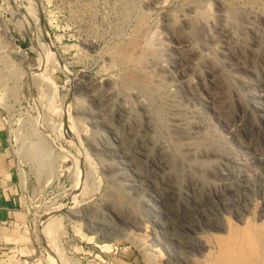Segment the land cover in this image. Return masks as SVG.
Listing matches in <instances>:
<instances>
[{"label":"rangeland","instance_id":"374dc122","mask_svg":"<svg viewBox=\"0 0 264 264\" xmlns=\"http://www.w3.org/2000/svg\"><path fill=\"white\" fill-rule=\"evenodd\" d=\"M153 1L0 0V119L7 124L8 148L13 159V171L17 178V189L22 197L24 210L28 212L30 217L25 231L29 234L30 242L35 247L36 253L29 258L27 264H51L48 248L52 251L55 264L170 263L169 257H171V254L166 246L158 247L163 254L154 252L151 249L152 242L156 244L155 232L158 231L157 225L153 221L151 222L152 219L148 213H145L146 211L143 208H138L135 202H130L126 198L124 190L116 181L107 180L104 169L101 168L103 167L102 161L96 156V152L90 147V144L88 145L91 133H93L92 122L88 114L90 115L91 113L90 108L93 106L92 103L97 95L96 93L99 90L107 89L110 86L108 84L116 82V85H114L119 89H116L117 92H120L125 98L131 99L129 102L133 103L130 107L137 109L138 112H140V109L137 106L134 107L132 94L130 92L127 94V91L130 90L132 92L136 89V86L138 88L145 87L147 91L144 88L140 89L146 91L150 96L159 133L170 141L171 146L177 150L178 158L185 157L184 149L187 148V145L185 146L184 144L182 146V144L173 141L172 138L176 137V135L173 134L171 123L168 119V108L164 103L166 102V97L163 98L162 96L165 87L172 94L178 92V88L175 87L171 80L168 84H165L166 86L155 83L156 87H153V75L160 71L158 68V70L154 67L152 68L153 62L151 64L150 61L153 59L156 62V58L158 60L163 55L162 51L165 48L172 49L175 45L173 39H170V42L168 41L169 39H164L163 20H165V15H167H164V13H175L174 15L178 16L184 11L187 12L191 3L196 0H165L167 3L164 1L163 7L160 9L152 8L151 4H153ZM214 1L210 0L207 3L208 7L211 5V8L209 7L210 10L206 8V5V7L203 6L204 8L201 11L204 10L205 12L203 11V13H210V15L216 16L217 10ZM246 1H248L247 4L245 3ZM263 2L264 0L221 1L222 4L224 3L223 6L234 14L242 12L243 15H252L256 19L264 18ZM181 3L184 4L182 5ZM241 4L244 8L247 5L248 8L246 7V10L248 12L241 7ZM145 8L147 9L146 11ZM234 10L238 12H234ZM252 12L256 15H253ZM239 14L241 15V13ZM261 20L257 22L259 26L262 23ZM157 22L162 28L156 26ZM261 25V29L264 30V25ZM154 28L161 31L162 33H159L162 36L154 31L153 35L151 30H154ZM133 31L136 32L135 35ZM148 34H152V38ZM135 37L136 46L134 45ZM147 37L148 39H146ZM149 38L152 39L153 44ZM161 44L165 48L161 47ZM118 47L121 48L119 49ZM142 48L143 52L141 53ZM158 49H160L161 54L159 51L154 52ZM156 53H158L156 57L153 56ZM126 55L128 57L124 59ZM137 55H141V58H137ZM145 55L146 59L148 58L147 55L149 56L150 61L145 59ZM136 58L140 61V64L141 61H144L146 65L143 67L142 63L139 65L141 67H139V61L136 62ZM148 62L150 63L149 66ZM114 63L115 66L113 65ZM132 65H135L136 69ZM146 67L149 70L144 69ZM152 71L154 72L152 73ZM118 75L120 76L118 77ZM106 78L109 79L106 81ZM144 79L147 80L145 81ZM160 85L163 86L161 87ZM89 91L94 95L91 96ZM160 96L162 97L160 98ZM181 101L183 100L180 99L177 103L184 104ZM207 110H209L208 114L211 113L213 115L211 107ZM76 112H78V115ZM140 117L143 120L146 119V116L142 114ZM214 119H217V117L214 116ZM216 126L215 128H217L216 130L219 133V130H221L220 126ZM213 128H211L212 130H207L209 136L214 133L213 130L215 129ZM224 134L226 136L225 138L222 136V139L227 141L233 150L236 149L235 151L238 153L257 147L256 143L248 145L249 140L246 143L241 133H237L236 136ZM238 135L239 137L236 139ZM239 138L241 139L239 140ZM228 139L230 140L229 142ZM40 141H42L41 144L43 146L45 145V150L53 152L54 159H49L38 167V162L31 160V157L35 155L34 146L37 143L39 144ZM238 142L240 143L239 145ZM242 146H245V148H242ZM39 169L40 171H38ZM154 194L151 192L149 197L156 199ZM117 199L125 205L128 204L127 209L130 208V211L135 212V216L131 217L132 221L129 220L127 225L124 223V225H116V228L112 229V235L108 237L101 233L97 220H95L96 222L93 220H91L93 222L88 221L87 212L92 215L94 213L101 215L111 210L110 213L114 214L113 200ZM158 201L161 203L160 199ZM262 203H264V200L258 197L247 203L251 213L247 214L246 219L256 222L258 220V223H261L259 217L263 211L261 208L264 209V204ZM119 210L123 211L121 208ZM200 215L199 218L203 224L209 222L210 216L208 213L203 212ZM235 215V212L231 211H227L224 214L223 222L225 227L232 225H234L233 227H243V224L236 221ZM207 217L209 219H205ZM133 224L134 227H132ZM143 225L146 229L143 228ZM147 225L149 226L147 227ZM142 229L146 231L142 233L140 231ZM137 233L142 237L138 236L139 234ZM205 235V241L209 245L212 244V246H215V242L212 241H216V238L226 236L224 233L217 234L214 231H207ZM178 247L175 246L180 252L181 250L179 249L181 247ZM159 254H162L163 257L159 256ZM161 258L165 261L163 262ZM199 260L201 259L195 258L197 264H202ZM171 263L179 264L174 262V259L171 260ZM182 264H185V262H182Z\"/></svg>","mask_w":264,"mask_h":264},{"label":"bare ground","instance_id":"6f19581e","mask_svg":"<svg viewBox=\"0 0 264 264\" xmlns=\"http://www.w3.org/2000/svg\"><path fill=\"white\" fill-rule=\"evenodd\" d=\"M164 1L154 0L151 4L152 8H162ZM209 1L196 0L193 2L195 4L190 2L189 10L180 12L181 14L178 16L174 15L175 13H164V15L167 14L163 20L166 36L164 39H169V42L170 39H173L175 45L173 44L172 49H166L161 44L162 46H160L165 49L162 51V57L160 56L158 60L156 58V62L153 59L150 61L148 55L147 59L146 55L144 56L147 61L153 62V64L151 63L152 68H158L160 71L158 73L154 69L156 73L153 75V85L155 83L165 85L171 80L178 88V92L172 94L166 90L165 85L162 96L166 97L164 103L168 108H166L169 114L168 119L171 123V130L176 135L174 137L176 140L172 138L173 141L182 144V146L187 145L186 149L183 148L185 157L178 158L177 150L159 133L153 104L145 87L140 88H144L146 91L137 86L136 89H131L132 92L127 91V94L129 92L132 94L129 95L134 100V107L137 106L140 109L138 112L137 109L130 107L133 103L129 102L131 99H127L117 92L116 82L107 83L110 85L107 89L99 90L100 92L95 94L93 106L90 108L91 113L88 114L93 128L88 145L90 144V147L96 152V156L102 161L103 167L101 168L104 169L107 180L116 181L124 190L125 194H123L126 195V198L130 202H135L138 208H143L152 219L151 222L153 221L157 225L156 244L152 242L151 249L154 252L162 253L158 247L166 246L171 254L170 263L174 259V262L179 264L182 262L197 264L195 258H198L201 259L199 261L202 264H264V209L261 208L263 211L259 217L261 223H258V220L256 222L246 219L247 214L251 213L247 203L256 197L264 200V30L260 27L261 24L264 25V18L256 19L252 15H243L242 12H239L241 15L234 14L223 6L222 0L214 1L217 10L214 9L216 16L203 13L204 10L201 11V9L204 8L203 6L206 7ZM247 2L245 3L247 4ZM209 7L211 8V5ZM209 7L207 5L206 8L209 9ZM246 7H243L245 11H247ZM147 9L145 8V11ZM150 11L152 12V10ZM253 15L256 14L253 13ZM260 20L262 23L259 26L257 22ZM156 26L160 27L158 22ZM156 30L154 28L151 31L161 32ZM135 34L136 32H134ZM151 35L148 34L150 38H152ZM136 37L135 41L132 39L134 45ZM158 37L161 38L160 35ZM146 39L144 38V40ZM150 40L152 42V39ZM159 53L161 54L160 51ZM157 54L153 56L156 57ZM141 55H137V58H141ZM124 57L122 58L126 59L128 56ZM137 58L136 62L139 61ZM138 63V66L142 63L143 67L146 65L144 61H141V64L140 61ZM150 63L148 62V66ZM113 65L115 66V63ZM134 66L133 68H135ZM112 68L114 67L112 66ZM107 79L109 78L105 80L107 81ZM166 80L168 81L166 82ZM121 82L123 83V81ZM103 87L105 88V86ZM149 90L151 89L149 88ZM179 97L184 104L177 103L180 100ZM209 107L213 109V115L208 114ZM141 114L146 116L145 120L141 119ZM159 114L161 115V113ZM214 116L217 119H214ZM216 124L220 126L219 133L215 128ZM211 128L215 129L213 131L216 134H211L212 131H210L211 136H209L207 130ZM224 133L233 136L241 133L246 143L249 140L248 145L256 143L257 147L238 153L227 141L222 139V136L224 138L226 136ZM238 137L239 135L235 138L238 139ZM41 142L34 146L35 155L30 156L31 160L38 162V167L45 161L54 159L53 152L45 150V145L43 146ZM243 147L245 148V146ZM151 192L155 193L156 199L149 197ZM159 199L161 203L158 201ZM113 205L110 206L114 207V214L110 213L109 208L110 212L101 215L98 213L92 215L87 212L88 221L97 220L101 233L108 237L112 235V229H115L116 225L123 223L127 225L131 217L135 216V212L130 211V208L127 209L128 204L125 205L117 199L113 200ZM249 206L251 205L249 204ZM119 208L123 211L119 210V212ZM227 211L235 212L236 221L243 224V227H233L234 225L225 227L223 216ZM203 212L210 216V219L205 218L209 219V222L207 221L208 223L205 224L199 218ZM140 217L142 218V216ZM230 218L232 219V217ZM140 231L144 233L146 230ZM207 231H214L217 234L224 233L226 236L218 237L216 241L211 240L215 242V246H212L205 241ZM175 246H180L179 250L181 251L179 252ZM48 251L51 264H55L51 249L48 248ZM162 254L159 256L163 257Z\"/></svg>","mask_w":264,"mask_h":264},{"label":"crops","instance_id":"0c3cea01","mask_svg":"<svg viewBox=\"0 0 264 264\" xmlns=\"http://www.w3.org/2000/svg\"><path fill=\"white\" fill-rule=\"evenodd\" d=\"M7 124L0 119V264H27L35 253L25 227L29 214L18 193Z\"/></svg>","mask_w":264,"mask_h":264}]
</instances>
